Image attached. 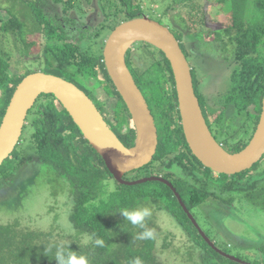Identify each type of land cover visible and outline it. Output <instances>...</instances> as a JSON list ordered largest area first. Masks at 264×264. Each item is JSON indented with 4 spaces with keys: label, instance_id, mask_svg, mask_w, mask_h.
Segmentation results:
<instances>
[{
    "label": "trees",
    "instance_id": "trees-1",
    "mask_svg": "<svg viewBox=\"0 0 264 264\" xmlns=\"http://www.w3.org/2000/svg\"><path fill=\"white\" fill-rule=\"evenodd\" d=\"M10 1L14 3L13 7L20 4L25 14L33 18L34 34L36 32L45 38L44 55L38 59L39 68L42 69L38 71L68 80L82 90L83 85H78L75 78L95 79L107 94L118 98L114 111L116 126L111 127L127 147L134 146L136 131L128 109L105 67L103 39L120 24L144 16L169 27L190 60L195 93L213 137L218 140L220 134H226L227 138L218 142L230 153L244 149L253 137L264 97V0H216V4H221L220 8L229 13L223 32L232 45V51L226 56V61L215 56L214 50L199 48L198 42L202 39L199 34L179 29L176 23L181 19L179 16L169 14L168 9H165L163 16H153V10L143 6L141 0H97L99 15L104 16L102 22H98L95 15L87 20L79 17L90 9L94 11V7L89 9L84 6L85 3H92V0H69L60 13L55 6L61 0H51L54 7L47 0ZM72 10L78 14L76 17L70 16ZM164 18H167L169 26ZM24 26L8 10L7 18L1 20L0 32L6 39L15 37L19 50L27 53V47L35 44V41L27 42L22 38ZM98 38L102 40L97 50H89ZM223 38L222 33L216 32L213 40L223 43ZM82 40L86 43V49H82ZM212 46L215 50L222 48L226 51L228 45L218 43ZM135 48L140 51L139 58L151 60L147 68L132 67L131 59L136 58ZM127 63L158 130V148L152 162L147 165L151 167L147 175L163 177L172 187L157 180L134 186L117 183L62 104L52 94H42L28 113L19 143L0 166V204L27 194V189L23 191L22 185L26 182L28 186L37 171L30 178H24L32 172L30 167L37 162L41 166L40 171L48 169L54 173V181L49 182L58 183L61 180L64 188H69L73 200L70 223L76 235L91 236L93 242L85 245L78 242L79 238L76 242H51L43 240L42 233L19 230L16 224H0V264H57L55 253L61 246L66 250L70 246L77 256H85L87 264H132L136 258L142 264H158L157 236L161 230L154 219L159 213H167L189 240L184 243L188 246L185 255L197 257L199 264H264V239L251 245L241 242L245 247L243 254L232 255L228 251V243L209 238L199 226L196 216L199 214L198 208L201 209L208 200L217 210L213 212L214 215H226L222 204H232L234 196L264 211V184L259 185L258 182L264 179L261 161L249 170L230 176L216 175L204 167L185 139L173 71L164 53L147 42H137L128 52ZM12 64L11 57L0 52V125L17 86L27 75L37 72L29 68L18 70ZM226 69H231L227 89L221 91L219 86L217 90L214 89L218 95V105L213 109L210 100L215 93L209 96L214 88L211 83L220 80ZM229 108L234 110L235 118L243 117L237 138L224 131V119ZM102 115L108 122V115L105 112ZM212 184L222 194L211 191L209 185ZM174 189L198 227L185 213ZM225 193L227 198L224 197ZM140 207H148L152 211L145 221L146 227L154 230L152 239H136L143 229L131 225L119 214L122 210ZM96 239L103 241L102 245H96ZM168 245L171 243H164L163 248ZM220 251L235 256L241 262L229 259ZM239 256L251 260L246 261Z\"/></svg>",
    "mask_w": 264,
    "mask_h": 264
},
{
    "label": "water",
    "instance_id": "water-1",
    "mask_svg": "<svg viewBox=\"0 0 264 264\" xmlns=\"http://www.w3.org/2000/svg\"><path fill=\"white\" fill-rule=\"evenodd\" d=\"M137 42H147L162 51L170 62L178 98L185 139L193 155L210 171L235 175L251 169L264 156V97L262 112L253 137L239 152L230 153L213 137L194 89L192 68L179 41L167 26L141 17L117 26L105 43L103 57L107 72L125 103L136 131L135 144L127 147L104 119L95 102L76 84L53 74L35 72L17 86L0 125V166L20 141L29 111L42 94H52L72 117L84 138L103 159L113 178L125 186L149 181H167L159 177L136 181L125 174L149 165L158 148V130L154 116L127 64V54ZM175 192V189H174ZM176 193V192H175ZM190 220H196L176 193ZM203 237L205 234L199 229ZM208 243L210 241L206 238ZM212 246V242L210 243ZM229 259L235 256L222 251ZM241 262V261H239ZM244 263V262H243ZM249 264V263H244Z\"/></svg>",
    "mask_w": 264,
    "mask_h": 264
},
{
    "label": "rangeland",
    "instance_id": "rangeland-1",
    "mask_svg": "<svg viewBox=\"0 0 264 264\" xmlns=\"http://www.w3.org/2000/svg\"><path fill=\"white\" fill-rule=\"evenodd\" d=\"M47 1L51 2V6L54 7V3L51 0ZM68 1L69 0H61V2L55 6L59 13L61 9L67 5ZM98 2L97 0H92V3L90 2L89 5L85 3L84 6L89 7V9L94 7L95 9L94 11L90 9L87 14L82 13L79 17L87 20L88 17L95 15V19H97L98 22H102L104 16L101 14L99 15L100 10L97 6ZM141 3L143 6L153 10V16H163L165 9H168L169 14L179 16L181 19L176 21L179 29L184 32L199 34V36L202 37L198 42L199 48L203 47L204 51L214 50L215 56L221 58V61H226V56L230 55L232 45L223 32L227 27L226 23L229 13H226V10H222L220 8L221 4L217 5L216 0H141ZM13 5L14 3L10 0H0V23L2 18H7L8 10L11 11L25 24L22 38L26 39L27 42L35 41V44L29 45L26 49L28 52L23 53L21 49L19 50V44H16L15 37L6 39L0 32V52H4L10 56L13 63L12 65L18 70L25 71L29 68L33 72H41L38 71L42 69L41 67L39 68L38 59H41L44 55L45 38L36 34V32L34 34L33 18L25 14L20 4H16L14 7ZM49 10H51V8ZM69 14L71 17H76V15H78L75 10L70 11ZM164 22L169 26L167 18H164ZM191 24L194 26H190ZM216 32H220L224 35L223 43L228 45L226 51H224L225 49L222 50V48L219 50L213 49L212 45H218V43L223 44L220 40L217 43L213 40V37H216ZM109 35L103 39L105 43ZM101 40V38L95 40L89 50L96 51ZM50 44L53 45L52 43ZM81 45L84 47L82 49L87 48L85 47L86 43L84 40L81 41ZM135 53V60L131 59L132 67L139 66L143 69L147 68L151 60L149 58L148 60L139 58L140 51L138 49L135 50ZM188 61L190 62L189 59ZM230 73L231 69H226L223 72L224 75H221L220 80L218 79L211 83V86L214 88L210 90L209 96L210 93H215L210 100L213 109H216L218 105V95L214 92V89L217 90L219 86V90H226L227 78L230 76ZM75 82H77L78 85L79 83L83 85L81 86L95 104H97L100 112L103 114L105 112V114L108 115V124L110 127H114V125H116L114 121V111L118 103V98L107 94L104 88L99 85L95 79L89 77L83 79L75 78ZM241 121H243V117L235 118L234 110L229 108L224 119V131L230 133L232 137H236L241 130ZM226 138L227 136L224 133L217 137L219 142ZM261 163L262 169L264 168V161L262 162L261 160ZM40 167V164L37 162L33 164L30 167L32 172L27 174L24 178H30L34 174L33 172L37 171L32 177V181L28 183V186L26 182L22 185L23 191L27 189L26 195L23 197L19 196V198H15L14 201L0 204V224H16L19 230L38 232L39 234L42 233L43 240L51 242L69 243L76 242L79 238L78 242L83 243V237L76 235V231L69 220L73 204L69 188H64L60 183L61 180H59L58 183L49 182L55 178L54 173L48 169L40 171ZM150 168L151 167L148 168L146 166L141 170H137L136 173H148ZM214 177L217 176L215 175ZM258 182L259 185H263L264 179L261 178ZM30 183H32L31 186ZM25 185L28 188H26ZM209 189L222 194L214 184L209 185ZM224 197H228L226 193ZM233 199L232 204H222L224 208L223 211L226 215H214L213 212L217 210L214 209L209 200L203 204L201 209L198 208L199 214H196V210L195 214L200 222L199 226H202L201 228H203L208 235L212 236L214 240L215 238L220 239L223 244L224 242L228 243L230 246L228 251L232 255L238 256L245 251V247L241 242L251 245L252 243L264 239V235H262L264 230V211L260 208L256 209L254 205L248 202L244 203L239 197L234 196ZM154 222L161 230L160 234L157 236L158 264H199L197 257H187L185 255L188 246L184 243L189 242V240L181 233L174 222L171 221L167 213L157 214ZM224 226H226L230 233ZM163 237L165 238L163 239ZM164 243H171V245L163 248ZM188 245L190 244L188 243ZM239 257L246 261L251 260V258L248 260L245 256Z\"/></svg>",
    "mask_w": 264,
    "mask_h": 264
},
{
    "label": "clouds",
    "instance_id": "clouds-1",
    "mask_svg": "<svg viewBox=\"0 0 264 264\" xmlns=\"http://www.w3.org/2000/svg\"><path fill=\"white\" fill-rule=\"evenodd\" d=\"M119 214H121L128 222H130L131 225L143 229V231L137 234L136 239L144 240L152 239L154 237V230L147 228L145 224L146 218H149L152 215L150 208L140 207L134 210H122L119 212ZM82 242L87 245L88 243L93 242V238L91 236L85 235L82 238ZM94 243L96 245H102L103 241L96 239ZM55 261L57 264H87V258L83 255L77 256L73 251H71L70 246L67 250L62 246L58 247L55 253ZM132 264H142V262L139 258H136L133 260Z\"/></svg>",
    "mask_w": 264,
    "mask_h": 264
},
{
    "label": "flooded vegetation",
    "instance_id": "flooded-vegetation-1",
    "mask_svg": "<svg viewBox=\"0 0 264 264\" xmlns=\"http://www.w3.org/2000/svg\"><path fill=\"white\" fill-rule=\"evenodd\" d=\"M128 55V54H127ZM128 64V63H127ZM131 70V69H130ZM116 125H114L115 127ZM216 139V138H215ZM218 141V140H217ZM224 148V147H223ZM144 168V167H143ZM142 169V168H141ZM139 169V170H141ZM137 171V170H136ZM136 171H132L131 173L129 172V175L125 174L124 176V179L128 180V181H136V180H140V179H144V178H151V177H159L161 178L162 180L164 181H167L169 183L168 180L164 179L163 177H160V176H156V175H153V176H149L147 175L148 173L147 172H143V173H136ZM142 174H146V175H142ZM216 175H218V173H216ZM115 180V179H114ZM116 181V180H115ZM118 183V182H117ZM209 238L213 240L212 236L209 235Z\"/></svg>",
    "mask_w": 264,
    "mask_h": 264
}]
</instances>
